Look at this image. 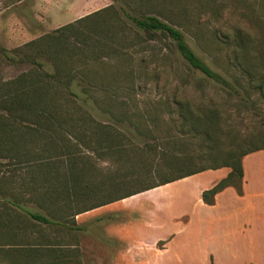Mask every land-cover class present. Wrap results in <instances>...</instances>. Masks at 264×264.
<instances>
[{"label":"rangeland","instance_id":"1","mask_svg":"<svg viewBox=\"0 0 264 264\" xmlns=\"http://www.w3.org/2000/svg\"><path fill=\"white\" fill-rule=\"evenodd\" d=\"M106 7L114 10L123 24L108 16L110 10L100 14L99 17L107 19V29L95 31L92 36L105 42L107 49L88 64H80L76 51L62 55V64L72 62L66 68L73 75L69 91L76 95L68 96L72 104L65 105L74 112H84L88 124L106 126L112 131L110 135L116 133L126 151L118 157L102 156L100 149H87L86 140L69 139L70 145H74L70 150L73 157L62 155L61 149L46 151L35 142L16 156L0 158V264H104L114 260L115 252L123 249V244L104 239L100 228L89 226L71 236L68 226L72 217L68 213L53 218L39 207L43 203L56 212L65 206L60 196L57 200L41 197L37 187L46 185L41 181V173L48 162H53L60 177L49 183L63 187L71 184L62 178L67 168L82 170V178L74 185L78 191L85 187L86 196L70 205L72 211L102 204L176 176L178 172L167 169L158 157H151L152 152L140 161L127 147L151 146L152 149L165 141L164 151L178 155L192 152L195 144L179 137L176 126L170 122L175 120L173 115L169 117L174 101H212L219 106L222 138L253 136L256 145L264 144V102L256 91L248 89L238 69L232 71L234 92L227 93V89L204 81L199 72L189 68L171 40L136 30L120 10L137 16H156L175 27L194 54L216 73L223 74L228 62L244 57L254 72L264 77V0H214L213 4L209 0H0V102L4 93L12 90L6 85L8 82L27 75L42 80L44 74L55 73L49 59L53 53L47 55L43 42L46 36H55L61 27ZM94 25L90 24L89 28ZM235 29L247 33L242 48L223 43L225 37H232ZM68 40L71 43L72 39ZM246 95L247 101L242 100ZM54 103L64 105L58 97ZM20 124L42 129L40 123ZM51 130L49 135L61 148L62 132L54 126ZM91 131L93 127L84 135ZM147 171L149 174H144ZM218 175L205 171L195 179L168 183L133 195L136 197L125 201V209L111 204L99 214L104 218L134 217L139 238L165 237L155 241L158 249L168 241L167 235H173L169 240L170 253L154 258L159 264H215L213 255L211 261L204 263L195 248L202 246L204 239L207 247L210 235H215L214 222L209 220L216 215L215 211L199 207L198 189H208ZM152 197L159 205L148 214L153 215L151 223L156 226L146 229L140 226L145 222L138 221L137 216L152 208L146 200ZM24 210L46 215L55 224L38 223ZM204 221L211 226L208 225L209 230L201 229ZM62 224L66 225L60 229ZM74 244L76 247L71 248ZM183 245L188 247L186 253L182 252ZM144 246H150V242ZM210 250L215 254L212 243Z\"/></svg>","mask_w":264,"mask_h":264},{"label":"trees","instance_id":"2","mask_svg":"<svg viewBox=\"0 0 264 264\" xmlns=\"http://www.w3.org/2000/svg\"><path fill=\"white\" fill-rule=\"evenodd\" d=\"M209 1L212 4L214 3V0ZM200 6L203 5L201 4ZM107 10H110L108 16H112V20L122 26L123 23L121 19L110 7L100 10L101 12L97 11L79 18L75 22L58 29L55 36H46L44 38L43 42L46 50H48L47 55L53 53V57L49 59L55 71L54 74H44L42 80L31 75H27L26 78L21 76L6 84L11 86L12 90L4 93L2 101L0 102V111L2 112L0 115V158H5L9 155L14 156L17 152L26 149L28 147L27 145L31 146V144L35 142H37L35 145L44 147L46 151L52 152L61 149L64 151L60 152L62 155L73 157L71 156L72 153L70 154V150L74 145H70L72 142L69 139L77 141L86 140L87 149L91 151L100 149L102 150V154H100L102 156L118 157L120 152L126 151L124 150V145L118 142L116 133L110 135L112 131H109L107 129L108 127L98 124H88L87 120H89V118L84 112H74L70 106L65 105L66 103L72 104V102L68 100V96L75 97L76 95L69 91V85L73 80V75H71L70 71L66 68L72 62L68 60L62 64V55H69L73 51H76L80 57V64H88V62L95 60V57L99 53L106 50L107 46L105 42L93 38L92 34L95 33V31H104L107 29V25L105 24L107 20L105 19L106 17H99L101 13ZM120 10L123 16L131 22L136 30L152 37L158 34L171 40L187 66L199 72L203 76L204 81L212 82L227 89V93L234 92L231 85V79L232 81L234 79L232 71L238 69L248 89L250 88V90L256 91L260 96V100L264 102V77L260 74L257 75L252 69L253 67L251 64L244 57L239 61L233 60L228 62L223 74L216 73L210 70L205 63L194 54L186 43L183 34L175 27L161 21L156 16H137L129 14L123 8H120ZM94 18L99 19L94 20ZM90 24L95 25L89 28ZM68 39H72L71 43ZM247 39L248 36L245 31L235 29L233 30L232 37L230 39L225 37L226 42L223 43L227 47L242 48L245 42H247ZM59 86L61 88H59ZM244 93L246 94L247 91L244 90ZM56 97L62 100L64 105L55 104L54 99ZM247 98L248 96L246 95L242 100L247 101ZM169 111H171L169 117L172 118L174 116L175 118V120H171L170 122L176 126L177 135L183 140L195 144L192 152L178 155L164 151L162 145H167L165 141H163L164 143L157 144L160 145L158 147L155 145L152 149L151 146H145L146 148L144 149L132 145L126 146L128 147V151L137 156L140 161L144 158V155H149L150 152H152L153 154L151 157L154 159L158 157L167 169L176 170L178 172L176 176L162 180L157 185L140 188L102 204L72 211V206L70 205L77 198L79 199L86 196L85 187L79 188L78 191L77 187L74 185L77 180L82 178V170L77 172L76 169L73 170L71 167L67 168V172L62 175V178L65 181L71 182V184L58 187L54 185V183H49L58 179L60 176L58 175V169L53 166V162H48L45 171L43 172L41 170V172H43L41 173V181L46 182L44 183L46 185L42 186L41 184L40 187H37L38 190H36L44 199L54 198L57 200L60 197L63 198L65 206L64 208H59L56 212L49 210L43 203L39 204V207L43 208L44 211L53 218L63 216L65 212L73 218L75 215L106 204L204 171L217 170L220 168H226L229 172L210 189L201 192L200 200L202 203L208 206L213 205L214 196L227 187H233L239 192L242 178L241 159L250 153L264 151V144L256 145V137L253 136L235 138L226 135L222 138L220 135L222 127L219 106L212 101L207 103H192L191 101L177 100L173 102V108L172 110L169 109ZM22 121L40 123L42 129L38 131L26 126H21L20 122ZM19 126H21L24 131H19ZM53 126L62 132V140L64 142L61 148L57 146L55 140L49 135V133L52 132L51 129ZM91 127H93V131H91L88 136L84 135L87 129ZM26 134L28 140L25 136ZM78 135L80 137H78ZM38 169L40 168H36L37 171ZM144 174H149V171L144 172ZM15 206H17V204ZM24 211L32 220L38 223L44 225L55 224V222L51 221L46 215Z\"/></svg>","mask_w":264,"mask_h":264},{"label":"crops","instance_id":"3","mask_svg":"<svg viewBox=\"0 0 264 264\" xmlns=\"http://www.w3.org/2000/svg\"><path fill=\"white\" fill-rule=\"evenodd\" d=\"M241 169L242 178L239 192L233 187H227L214 196L213 205L211 206L203 204L200 198L198 199V205L201 209L214 210L216 214L213 218L210 216L209 219L214 222L215 235L208 236L209 244L207 247L204 245L207 244L204 239L202 246L197 245L195 248L196 255L204 263L211 261L213 255L212 259L215 264H264V151H256L245 155L241 159ZM209 172L220 175L215 181L209 183L208 189L223 179L229 170L220 168L209 170ZM202 173L186 177L181 181L195 179ZM206 189L207 187L199 188L198 195L200 196L201 192ZM135 197L131 196L75 215L72 218V223L68 226L71 236L76 231H83L87 228L86 226H89L96 230L100 228L102 231L101 236L104 239L116 244H123L124 248L115 252V259L104 264H159L154 258L164 253H170L171 243L169 240L173 235H167L168 241L162 249H158L155 246V241H162L165 237L139 238L135 231L136 225H133L132 221L135 220L134 222H136V219H133L134 217L116 215L104 218L103 215L99 214L100 211L109 208L111 204L125 209L123 208L125 201ZM146 200L149 201L152 208L143 210L144 213L137 217L138 221L145 222L140 226L152 229L156 225L151 223L153 215L148 213L152 212L153 208L159 204L154 197L146 198ZM128 221L131 222L129 223L131 225H128ZM63 225L66 224L59 226L60 229L64 228ZM208 225L209 223L205 221L200 224L201 229L204 231L210 229V225ZM147 242H150L148 247L144 246ZM211 243L214 245L215 254L210 250ZM75 245H72L71 248H75ZM187 249L188 247L183 245L182 252L186 253Z\"/></svg>","mask_w":264,"mask_h":264}]
</instances>
